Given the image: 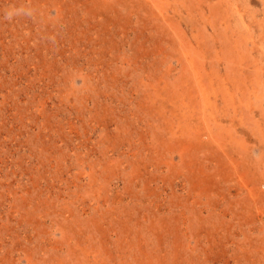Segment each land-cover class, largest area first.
<instances>
[{"label":"rangeland","instance_id":"obj_1","mask_svg":"<svg viewBox=\"0 0 264 264\" xmlns=\"http://www.w3.org/2000/svg\"><path fill=\"white\" fill-rule=\"evenodd\" d=\"M0 264H264V0H0Z\"/></svg>","mask_w":264,"mask_h":264}]
</instances>
